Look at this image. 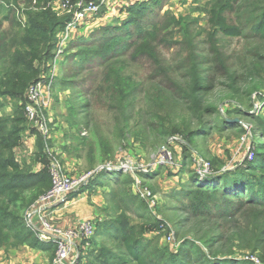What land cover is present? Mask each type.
Wrapping results in <instances>:
<instances>
[{"label": "trees", "instance_id": "trees-1", "mask_svg": "<svg viewBox=\"0 0 264 264\" xmlns=\"http://www.w3.org/2000/svg\"><path fill=\"white\" fill-rule=\"evenodd\" d=\"M151 1L152 3H144L132 10L131 25H123L119 29L105 27L93 32L87 39L81 38L72 44V49L83 51L75 54L83 64L77 66L74 77L89 74L92 93L100 104L104 100L116 102L122 109L129 92H134L137 86L144 83L149 85L145 92L153 87H161L168 92V100L174 99L187 106V115L197 124L199 129L196 132L202 136L207 135L208 130L211 132L219 128L220 123L228 126L220 116V105H236L237 109L233 112L239 113L250 107L253 95L262 98L264 0H210L204 9H199V14L201 12L206 15L207 29L203 31L206 35L205 54L200 53L197 41H194L195 36L199 35L196 32L199 21L184 23L182 19L176 20L169 13L159 20L155 9H159V2ZM139 19L143 21V25H136ZM170 19L174 28H178L180 32L179 43L173 44L165 39L164 31L170 26L167 24ZM69 21L70 17L53 23L54 20L48 14H42L23 33L17 31L16 36H10L9 32L13 29L5 30L4 22H0V111L6 110L10 101L14 103V106L10 103L12 114L0 117V244L3 247L12 245L14 251L25 246L43 252L52 251V248L55 251L53 244L44 245L39 242L23 219L24 212L44 189L43 172L32 173L29 167L20 165L14 150L20 146L27 129V99L24 94L39 79L33 64L35 60L42 59L44 53L46 60L50 57L49 49L46 51V45L49 47L46 33L50 27V32L58 28L64 29ZM235 39L238 49L227 53L225 49ZM173 47H176L175 56L167 61L164 52ZM76 62L77 59H74L71 65ZM138 63L142 67L147 65L150 73L146 76V82L145 79L139 80L136 85L129 72L133 75ZM80 72L83 73L79 74ZM215 92L221 95L217 100L213 99ZM18 100L22 102L20 106L16 105ZM79 100L80 112L88 111V101L82 97ZM205 117L215 118L207 129L204 125ZM131 121V117H125L121 121L123 131L121 128L114 135L118 143L125 142L124 133ZM256 122L262 127L261 135L264 138V121L257 119ZM146 126L150 129L154 124ZM235 126L234 128H239V125ZM84 128L90 130L88 118L84 119ZM33 133L37 135L36 131ZM158 134L161 132L158 131ZM99 140L97 133L92 132L94 153L101 144ZM36 146L37 157L46 170L44 144L39 137ZM261 151H264V143L258 149V152ZM98 160L102 158L98 156ZM253 168L264 169V161L248 167V171H244L245 176L240 171L227 176L226 173L214 174L205 179L192 177L188 187L176 192L175 201L185 202L181 212L200 220L197 224L201 227H194L193 231L202 236H196L199 242L184 241L175 254L154 248L150 242L139 237L140 232L135 227L109 224L96 228L95 236L101 234L111 241L120 242L124 254L134 264L256 263L234 259L232 254L225 253L222 248L210 253L203 252V249H214L223 240L237 241L238 246L241 242L257 261L256 264H264V175L257 178ZM45 170L43 171L51 184ZM101 176L108 183L114 181L113 184L125 185L131 182L125 173L113 172L108 175L102 171ZM91 182L95 185L96 180L92 179ZM256 182L258 186L255 185ZM203 198L207 201H202ZM210 201H219L221 207L215 205L208 209ZM231 207L233 208L230 209ZM211 216L222 219L223 226L229 223L227 228L210 226ZM239 216H242V220L236 219ZM206 234L209 235L208 239H205ZM92 259L96 261L98 257ZM102 262L107 264L106 260Z\"/></svg>", "mask_w": 264, "mask_h": 264}, {"label": "rangeland", "instance_id": "rangeland-1", "mask_svg": "<svg viewBox=\"0 0 264 264\" xmlns=\"http://www.w3.org/2000/svg\"><path fill=\"white\" fill-rule=\"evenodd\" d=\"M90 1L95 0H64L67 8L61 11L55 6H50V0H30L28 2L0 0V22H4L5 30L13 29L9 32L10 36H16L17 31L23 33L29 24L42 14H48L50 19L54 20L53 23L68 20L69 17L71 21L75 14L72 4L82 2L85 5ZM157 1L160 7L155 9L159 20L164 14L169 13L174 19H182L184 23L199 21V27L196 29L199 35L195 36L194 41H197L200 53L205 54L206 35L203 31L207 29L206 15L201 12L200 15L199 9H204L205 4L210 0ZM147 2L152 3L151 0H108L105 2L97 0L98 10L93 18L82 21L73 31H66L68 23L64 29L58 28L53 32H50L51 27L49 28L46 33L49 47L46 45V51L49 49L50 57L46 60L47 56L44 53L42 59L35 60L33 67L39 74V79L54 77V97H52L54 104L50 111L44 113L51 137L49 152L57 157L62 165L63 173L68 177L73 179L88 177L78 193L73 194V199L79 197V208H83L86 212L84 214L86 219L80 222L93 221L95 228L98 229L109 224L135 227L140 232L139 237L150 242L154 248L161 252L169 251L175 254L184 241L199 242L196 236H202L193 231L194 227L195 229L201 227L197 224L200 220L181 212V207L185 202L175 201L176 192L188 187L192 177L205 179L214 174L226 173L227 176L240 171H243L242 175L245 176L244 171L248 167L264 161V151L258 152L261 144L264 143L261 135L263 129L256 122L257 119L264 121V94L262 98L253 95L250 107L242 110L243 112H233L237 109L236 105L234 107L220 105V116L226 120L228 126L220 123L219 128L211 132L208 130V134L202 136L196 132L199 129H197V124L187 115V106L174 99L169 98L168 100V92L161 87H153L145 92V88L149 85L144 83L137 86L134 92H129L128 100L124 102L122 109L116 102L104 100L100 104L94 97L95 94L92 93V81L89 74L83 71L79 73H83L81 76L74 77L77 66L83 64L75 54L83 51L72 49V44L81 38L87 39L93 32L105 27L119 29L123 25H131L133 23L130 19L132 10ZM138 24L143 25L144 23L139 19L136 25ZM167 24L170 26L164 31L165 39L173 44L179 43L178 28H174L171 19ZM237 49L235 39L225 50L230 53ZM175 53L176 47H173L164 52V56L167 61L172 60ZM74 59H77V62L71 65ZM137 67L140 69L137 70ZM137 67L133 75L129 72L136 85L139 80L145 79L146 82V76L150 73L147 65L142 67L138 63ZM215 93L213 99L217 100L221 95ZM79 97L88 101V111L80 112ZM10 103L14 106L13 102L10 101ZM10 103L6 110L0 111V117L4 114H12ZM21 103V100H18L16 105L20 106ZM122 113L123 116H121ZM22 116H24L23 113ZM123 117H131L132 121L125 130V142L118 143L114 135L121 128L123 131V123L121 124ZM85 118L89 120L90 130L84 128ZM25 119L27 130L34 135L37 145L39 136L33 133L36 129L30 126L27 117ZM205 119L204 125L207 129L215 118L205 117ZM151 123L154 126L148 129L146 125ZM235 125H239V128H234ZM158 131L161 134H158ZM92 132L97 133L99 143L101 142L96 153H94ZM23 135L25 136V132ZM24 144L25 138H22L20 145ZM36 145L33 149L34 154H32L34 156L18 159V163L29 167L30 172H43L42 175L45 177L42 193L23 214L25 225L28 224L33 206L51 187L48 176L43 171L45 165L37 157ZM19 149L20 146L14 150L16 158L21 157V154L19 156L16 154ZM98 156L103 161L98 160ZM37 163L40 166L36 165ZM107 163L114 164L113 169L105 170L104 173L108 175L113 172L125 173L131 181L130 184H113L114 181L108 183L102 179L101 173ZM117 164L119 168L114 169ZM253 169L256 170L253 173H256L257 178L264 175V169ZM92 179L96 180L95 185H92ZM255 185L258 186V182ZM202 201H207V199L203 198ZM233 201L235 203V200ZM215 205L218 208L221 207L219 201L216 203L212 201L208 209ZM236 219L242 220V216ZM228 224L223 226L222 219L216 216L209 217L210 226L220 225L222 227L219 228L225 229ZM35 230L30 229L31 232ZM206 235L205 239H208L209 235ZM109 239L101 234L94 235L92 241L86 246V250H79L83 259L82 264H102L104 260L107 264H134L124 254L121 243ZM239 244L240 246L237 241L223 240L214 249H203V252L210 253L222 248L225 253L232 254L231 257L234 259L253 262L254 258L250 251L241 242ZM0 245V257L4 251L8 256L7 259H10L9 256L14 254L13 246ZM94 257L98 259L95 261L92 259Z\"/></svg>", "mask_w": 264, "mask_h": 264}, {"label": "built area", "instance_id": "built-area-1", "mask_svg": "<svg viewBox=\"0 0 264 264\" xmlns=\"http://www.w3.org/2000/svg\"><path fill=\"white\" fill-rule=\"evenodd\" d=\"M108 0H100L105 2ZM97 0L90 1L88 4L82 2L74 3L75 14L66 27V31H73L78 25L93 15L98 10ZM50 6H55L61 11L67 8L64 0H50ZM53 76L46 79L41 77L37 82L33 83L26 93L28 104L25 106V118L30 126L37 132L44 144V153L47 159V173L51 181V187L47 193L41 196L31 209V215L28 220V227L35 230L37 240L41 243H51L55 247L54 258L52 264H82V255L79 250H86V246L92 241L95 235V224L93 221L79 222L70 228H58L49 223L44 217H39V222L33 223V210L40 209L48 205L63 203L72 194L77 193L80 187L86 183L88 177L84 176L80 179H73L63 173L60 161L49 152L50 130L44 113L53 107ZM40 104V106H39ZM28 128V127H27ZM17 156L19 154L16 152ZM16 157V156H15ZM19 159V158H17ZM111 163L104 165L105 170L113 169ZM119 168L118 164L114 169ZM35 214V212H34ZM84 245V246H83ZM254 262L257 261L254 259Z\"/></svg>", "mask_w": 264, "mask_h": 264}, {"label": "crops", "instance_id": "crops-1", "mask_svg": "<svg viewBox=\"0 0 264 264\" xmlns=\"http://www.w3.org/2000/svg\"><path fill=\"white\" fill-rule=\"evenodd\" d=\"M27 129L25 131V136L23 135V139L25 138V144L22 146L20 145V149L17 151L19 155L21 154L19 160L34 156L32 154H34L33 149L36 145L35 137L33 134L29 133ZM19 160L17 159V161ZM36 165H38V163ZM74 195L72 198L65 200L63 203L51 206L48 205L40 209L33 210V223L39 222V217H44L49 223L57 226L58 228H65L71 225H76L80 221L86 219L84 217L86 212L83 211V208H79L78 205L79 197L73 199ZM44 245H51V243H44ZM53 251L54 248H52V251L43 252L42 250L25 246L20 250L14 251V254L9 256L10 259H7L8 256L5 255L3 251V253H1L2 256L0 257V264H51L54 256Z\"/></svg>", "mask_w": 264, "mask_h": 264}]
</instances>
